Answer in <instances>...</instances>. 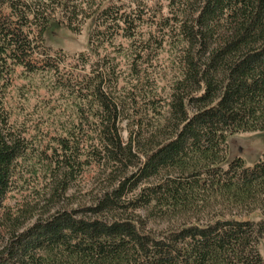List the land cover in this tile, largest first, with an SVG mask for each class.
<instances>
[{"label": "trees", "instance_id": "trees-1", "mask_svg": "<svg viewBox=\"0 0 264 264\" xmlns=\"http://www.w3.org/2000/svg\"><path fill=\"white\" fill-rule=\"evenodd\" d=\"M168 1L172 16L150 20L145 30L140 0H0V264H264L257 249L264 239V156L248 166L240 157L227 161L226 151L230 134L264 131V0ZM89 20L87 52L77 64L83 68L93 55L94 74L74 73L66 85L58 80L74 118L41 162L56 193L92 165L109 169L115 183L95 205L25 218L29 210L13 211L5 200L22 163L39 154L25 130L9 122L4 96L18 67L58 71L44 41L52 23L78 33ZM170 39L176 75L164 102H145L156 123L146 142L140 144L142 134L123 141L125 100L112 53L127 41L130 72L140 78L139 64ZM151 202L195 218L155 235L128 214Z\"/></svg>", "mask_w": 264, "mask_h": 264}, {"label": "rangeland", "instance_id": "rangeland-1", "mask_svg": "<svg viewBox=\"0 0 264 264\" xmlns=\"http://www.w3.org/2000/svg\"><path fill=\"white\" fill-rule=\"evenodd\" d=\"M140 4L146 11V18L149 19L143 26L145 30L152 26L150 20L157 22L160 18L171 17L173 14L168 0H140ZM92 27L93 22L89 20L78 33H74L62 24L52 23L44 33V41L45 45L51 48V55L59 60L58 71L28 73L18 67L13 74L11 85L6 90L4 105L9 113V122L14 128L25 130L26 138L33 146V151L39 154L38 159L32 163L27 160L22 163V177L5 200V205L13 211L21 206L24 210H29L25 218L32 213L35 216H46L44 212L48 209L70 210L95 205L102 191L109 190L115 183L111 180L109 169L92 165L81 177L71 180L66 191L56 193L53 190V181L50 179L51 174L43 168L46 163L41 162L42 157L46 158L44 151L50 156L52 148H57L58 135H65L66 128L70 127L74 118L72 98L67 90L58 85V80L66 85L67 79L72 78L74 73L80 72L88 76L94 74L93 55L83 68L77 64L78 55L87 52L88 35ZM120 40L116 39V43ZM122 42V50L119 53H112L120 72L116 90L125 100L123 118L119 122L120 136L123 141H126L130 134L135 139L142 134L138 137L142 144L146 142L148 131L153 128L157 118L145 102L148 98L152 100L158 98L164 102L169 83L177 71L175 53L171 39L164 42L154 57L151 54L139 64L140 78H136L130 72L131 58L126 53L127 41ZM226 151L227 161L240 157L246 165H253L264 156V131L230 134ZM35 162H40L35 166L38 171L36 174L32 172L30 174L28 170ZM118 172H115L113 176L116 174L118 176ZM127 172L129 173L130 169ZM60 178L58 176L56 181ZM153 182V179L144 181L139 189L129 192L128 196L135 195L141 187ZM26 203L29 205L26 206ZM79 214L84 215L83 212ZM128 214L137 224L140 223L145 231L158 236L195 218L193 213L176 215L165 213L153 202L130 209ZM254 220H259V217H255ZM28 223L29 221L26 222ZM257 249L264 260V239L257 242Z\"/></svg>", "mask_w": 264, "mask_h": 264}]
</instances>
